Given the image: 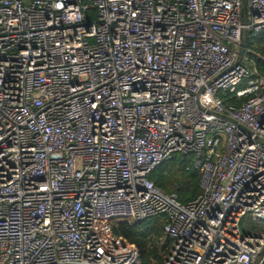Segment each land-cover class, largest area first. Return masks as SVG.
<instances>
[{
	"label": "built area",
	"instance_id": "obj_1",
	"mask_svg": "<svg viewBox=\"0 0 264 264\" xmlns=\"http://www.w3.org/2000/svg\"><path fill=\"white\" fill-rule=\"evenodd\" d=\"M242 7L0 0V264H139L113 223L155 216L162 264L264 262V233L242 232L264 222V76L240 86L247 48L234 66L264 0L245 24ZM189 152L202 193L184 203L150 174Z\"/></svg>",
	"mask_w": 264,
	"mask_h": 264
},
{
	"label": "trees",
	"instance_id": "obj_2",
	"mask_svg": "<svg viewBox=\"0 0 264 264\" xmlns=\"http://www.w3.org/2000/svg\"><path fill=\"white\" fill-rule=\"evenodd\" d=\"M247 49L254 53L250 56L257 71L244 79L240 84L241 87L264 76V34L249 33ZM246 100V97L241 99L242 102ZM150 178L166 193L177 194L180 201L184 203L195 199L202 193L200 174L195 169L194 152L173 154L171 158L161 162L153 169ZM164 222L162 216L136 222L120 220L113 223V229L117 235L137 246L140 252L139 264H162L171 245L170 239L166 240V244L164 243Z\"/></svg>",
	"mask_w": 264,
	"mask_h": 264
},
{
	"label": "water",
	"instance_id": "obj_3",
	"mask_svg": "<svg viewBox=\"0 0 264 264\" xmlns=\"http://www.w3.org/2000/svg\"><path fill=\"white\" fill-rule=\"evenodd\" d=\"M242 4H243V7H242V23L245 24L246 21H247V0H242ZM247 41H248V31H247L246 28H243L242 29V39H241V43H240V46H239V49H238V58H237V60H236V62L234 64V66L238 65L242 61V58H243V56L245 54V50L247 48ZM229 120L235 122L231 118H229ZM258 141L260 143L264 144V138H259Z\"/></svg>",
	"mask_w": 264,
	"mask_h": 264
},
{
	"label": "rangeland",
	"instance_id": "obj_4",
	"mask_svg": "<svg viewBox=\"0 0 264 264\" xmlns=\"http://www.w3.org/2000/svg\"><path fill=\"white\" fill-rule=\"evenodd\" d=\"M242 232H259L264 233V222L259 220H252L245 218V220L242 223Z\"/></svg>",
	"mask_w": 264,
	"mask_h": 264
}]
</instances>
